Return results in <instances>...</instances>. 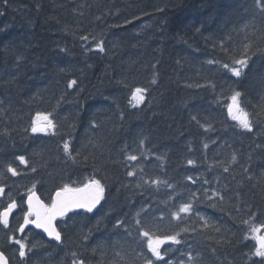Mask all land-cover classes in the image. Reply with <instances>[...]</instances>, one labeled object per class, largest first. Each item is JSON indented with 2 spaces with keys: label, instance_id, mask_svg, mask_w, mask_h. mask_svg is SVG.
<instances>
[{
  "label": "trees",
  "instance_id": "16d2710c",
  "mask_svg": "<svg viewBox=\"0 0 264 264\" xmlns=\"http://www.w3.org/2000/svg\"><path fill=\"white\" fill-rule=\"evenodd\" d=\"M92 180L101 206L60 220V243L20 231L32 192ZM0 188L9 264H264V0H0ZM144 230L180 243L157 260Z\"/></svg>",
  "mask_w": 264,
  "mask_h": 264
},
{
  "label": "snow or ice",
  "instance_id": "6c2138e0",
  "mask_svg": "<svg viewBox=\"0 0 264 264\" xmlns=\"http://www.w3.org/2000/svg\"><path fill=\"white\" fill-rule=\"evenodd\" d=\"M7 2V0H5ZM257 5L261 6V0H257ZM82 39H87V37H82ZM100 51H103V47L100 45L97 46ZM212 63V61H209ZM236 64L240 65V68H229L227 64L224 65L229 71H231L233 76L239 77L243 71V67L247 65V61L244 59L235 61ZM63 71V70H62ZM76 83L75 80L69 82L68 87H72ZM155 83V80H153ZM145 89L136 88L132 95V100H136L137 102H142L144 97ZM240 96L241 93L239 91H234L233 95L230 97L231 103L228 105V113L229 116L237 121L241 128L251 131V123L248 118V113L244 111L240 107ZM136 106V105H133ZM45 119H47L45 117ZM51 125V121L48 122ZM33 132L37 131V127L35 126V121L33 122ZM65 151L68 150V145L65 144ZM21 163H25L24 157H18ZM129 160H136L137 157L135 155H129ZM189 164H192L193 161H189ZM12 175H16V170L9 165L7 169ZM34 170V169H33ZM227 171V169H225ZM129 176L134 175L132 171L128 172ZM153 183H159V181H153ZM0 192H3V189L0 188ZM104 187L98 180H92L90 184L85 185L84 188L77 189H68L65 187L61 192L57 193V199L54 200L51 208L47 209V211L42 215L40 208H43V205H39L37 201V205L39 207H34L33 205V196H29L28 198V211L24 214V224L20 226V231L23 232L24 225L32 223L36 228H42L50 238L55 239L56 241L61 240V235L56 231L55 227L52 225V220L55 219L56 215H63L65 212L72 208H83L88 212H91L92 209L96 206L97 203L103 198ZM16 207L15 201H12L8 204L7 208L0 212V224H2L5 228L9 227L8 215L13 208ZM190 205H183L180 208L181 212H188L190 210ZM35 216V220H31L30 217ZM247 223V221H245ZM264 227V226H262ZM251 231L255 234L260 231V228L253 227ZM141 236L147 237V248L151 252L152 256H154L157 260H162L163 256L161 255L160 246L165 242H171L173 244H179L180 241L176 238V235L165 236L164 238L155 237L154 234L150 233L147 230L141 231ZM178 235V234H177ZM11 239V238H10ZM252 239L256 241V250L255 255L258 257L264 258V236L253 235ZM13 243L19 245L18 252L21 259H24L26 256V245L19 240H14ZM75 255V254H73ZM191 259V257H190ZM0 264H7V260L2 252H0ZM75 264V262H74ZM147 264H153L151 260L147 261Z\"/></svg>",
  "mask_w": 264,
  "mask_h": 264
},
{
  "label": "water",
  "instance_id": "95a60500",
  "mask_svg": "<svg viewBox=\"0 0 264 264\" xmlns=\"http://www.w3.org/2000/svg\"><path fill=\"white\" fill-rule=\"evenodd\" d=\"M89 184H90V183H89ZM87 185H88V184H87ZM82 188H84V187H82ZM58 192H61V191H58ZM58 192L55 193V195H54V200L57 199V193H58ZM31 196H33V205H34V207H39V205H43V206H44L43 208H40V209H39V210L41 211L42 215H43V214L47 211V210H46V207H45V205H44V203L39 199V197L37 196V194H33V195H31ZM37 201L39 202V205H37ZM100 203H101V200L99 201V203L96 204V206H95V207L92 209V211L89 212V213L94 212V211L100 206ZM26 206H27V208H28V199L26 200ZM3 211H4V210H3ZM12 211H13V209L11 210V212H10L9 215H8V221H9V219H10V216H11V214H12ZM77 211H86V210L83 209V208H72V209L68 210L67 212H65L63 215L68 214V213H72V212H77ZM86 212H88V211H86ZM63 215H56L55 219L52 220V225L55 227V229H56L55 222H56L57 218H59V217H61V216H63ZM33 216H34V215H33ZM35 218H36V217L34 216V220H35ZM33 227H34L36 230L41 231L43 234H45V236H46L48 239H50V240H55V239H53V238H50V237L48 236V234H47L42 228H36L34 224H33ZM56 231H57V229H56ZM6 260H7V259H6ZM7 264H8V261H7Z\"/></svg>",
  "mask_w": 264,
  "mask_h": 264
},
{
  "label": "rangeland",
  "instance_id": "374dc122",
  "mask_svg": "<svg viewBox=\"0 0 264 264\" xmlns=\"http://www.w3.org/2000/svg\"><path fill=\"white\" fill-rule=\"evenodd\" d=\"M134 102H135V103H139V102H137L136 100H134ZM47 124H48V121H46L45 118H41V119H40V126H44V125H47ZM37 129H39V128H37Z\"/></svg>",
  "mask_w": 264,
  "mask_h": 264
}]
</instances>
